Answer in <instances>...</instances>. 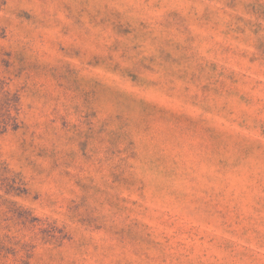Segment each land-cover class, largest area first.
<instances>
[{
	"label": "rangeland",
	"instance_id": "rangeland-1",
	"mask_svg": "<svg viewBox=\"0 0 264 264\" xmlns=\"http://www.w3.org/2000/svg\"><path fill=\"white\" fill-rule=\"evenodd\" d=\"M0 264H264V0H0Z\"/></svg>",
	"mask_w": 264,
	"mask_h": 264
}]
</instances>
